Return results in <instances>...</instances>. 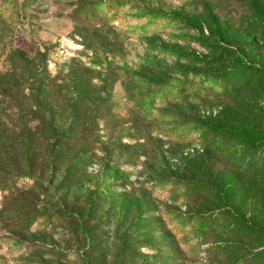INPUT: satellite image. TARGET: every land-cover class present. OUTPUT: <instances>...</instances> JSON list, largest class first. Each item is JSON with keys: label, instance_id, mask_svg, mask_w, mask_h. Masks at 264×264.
Masks as SVG:
<instances>
[{"label": "rangeland", "instance_id": "374dc122", "mask_svg": "<svg viewBox=\"0 0 264 264\" xmlns=\"http://www.w3.org/2000/svg\"><path fill=\"white\" fill-rule=\"evenodd\" d=\"M100 1L0 0L3 166L31 172L32 178L16 177L22 191L50 204L64 200L73 212L86 210L89 191L113 182L118 199L105 191L92 215L98 241L91 264H264V198L255 181L264 170L238 172L229 154L165 134L194 117L264 138V88L223 94L194 85L153 119L140 106L162 79L224 72L242 60L264 63V0H113L122 6L86 21L83 10ZM153 12L176 17L152 23L146 13ZM154 24L158 31L151 33ZM219 43L230 53L210 64L204 58L219 52ZM170 177L177 180L171 195L153 190ZM212 177L227 186L230 204L206 237L166 253L131 247L135 241L174 245L190 230L176 228L178 216L218 213L216 198L204 187L193 190V180ZM0 186L10 188L2 179ZM12 204L0 221V264H86L74 252L76 228L66 218L29 235L41 246L15 248L7 224L19 205ZM158 220L174 235L163 240Z\"/></svg>", "mask_w": 264, "mask_h": 264}, {"label": "trees", "instance_id": "16d2710c", "mask_svg": "<svg viewBox=\"0 0 264 264\" xmlns=\"http://www.w3.org/2000/svg\"><path fill=\"white\" fill-rule=\"evenodd\" d=\"M122 3L113 0L100 1L93 9H84V19L91 22L95 14L102 15L103 9L115 8L119 9ZM152 15V23L163 21L169 23L175 19V15L164 12L146 13ZM143 16V15H142ZM141 16V17H142ZM155 29L149 30L157 32V24H154ZM144 32L147 30V25L143 26ZM216 34V31H215ZM219 52L213 54L212 57L206 56L204 59L210 64H218L223 56L229 55V50H222L223 45L219 43ZM175 56L180 57V52H172ZM158 83V82H157ZM158 87L149 91L144 95L140 103L142 112L148 119H153L160 113V111L173 102H178L183 98L189 96L187 93L194 85L199 87L203 92H207L210 89L221 92L223 94H229L234 91H241L243 89L249 90L251 88H264V63H258L255 65H249L246 61L242 60L232 68H227L226 71L220 70L214 71H195L191 74H184L182 78H165L158 84ZM156 85V86H157ZM161 85V86H160ZM174 133L175 136L188 140V141H200L203 144H207L214 149V151L229 154V161L231 162L234 170H238L241 173L259 172L264 170V138L260 134H252L244 129H240L237 126H227L218 123H208L204 120L196 119L194 117H186L184 120L176 125L174 128L165 132L168 136ZM172 135H170L171 137ZM27 144L28 143H23ZM67 141L61 142V148L67 149ZM29 147V146H28ZM70 171V170H69ZM21 175V178H32L30 173L15 174L10 169L6 168L0 160V180L10 186H0L2 191V208H0V221L2 220L4 209L8 207L10 201L12 205L16 207L19 205L16 211L18 216L11 220L10 224H7L11 236L12 245L21 251L30 250L41 246V243L36 242L30 238L36 232L41 230L47 232L54 224V220L57 218L69 219L75 225L77 250L75 254L77 258L82 259L86 264H91L92 251L97 243L98 234L97 228L92 224V215L97 209V203L101 197L106 196L104 193L110 192L108 197H112L115 200L118 199V194L112 181H109L107 187L97 186L95 190L88 192V200H86V210L82 211H70L66 201H59L55 204H50L41 198L40 193H34L29 191H22L21 187L17 186L16 177ZM72 175V172H68L65 180H68ZM259 179H256L257 188L259 189L261 196L264 198V173H261ZM193 190H199L201 187L205 188V191L209 192L214 198H216L220 204L218 213L210 212L207 215L201 216L189 213L182 214L183 217L178 216L176 228L179 231L189 230L186 238H182L179 242L174 240L176 244H156L151 241H135L131 244L132 248H140L146 251H160L162 253L171 252L175 250H181V243L183 246H190L195 241H200L208 235L212 229L213 222L220 218L221 213H226L229 209V191L227 186L217 181L213 177L207 181L193 180ZM177 187V180L174 177L164 178L156 181L152 188L156 192L159 189L165 192L166 196L171 195ZM188 192H185L179 196V198L188 197ZM182 201V200H181ZM16 205V206H15ZM225 210V212H224ZM152 211H150L151 213ZM175 215L171 212L168 216L170 221L175 219ZM160 220H158L159 222ZM162 223L160 231L165 233L163 240L168 239V234L171 233L167 229V224ZM182 223V224H181ZM176 224V223H175ZM36 227V228H35ZM240 230H243L239 226ZM244 227L249 229L247 224ZM178 231V232H179ZM30 235V236H29ZM174 234H171V236ZM80 245H83L81 249ZM161 245V247H160ZM264 246V240L262 241ZM67 254V253H66ZM65 254V255H66ZM61 256L60 259H65Z\"/></svg>", "mask_w": 264, "mask_h": 264}]
</instances>
